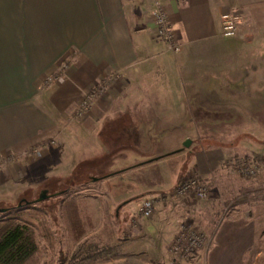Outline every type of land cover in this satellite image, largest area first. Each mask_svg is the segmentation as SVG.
I'll list each match as a JSON object with an SVG mask.
<instances>
[{
	"label": "crops",
	"instance_id": "1",
	"mask_svg": "<svg viewBox=\"0 0 264 264\" xmlns=\"http://www.w3.org/2000/svg\"><path fill=\"white\" fill-rule=\"evenodd\" d=\"M161 2L180 41L178 53L166 50L148 19L153 0H0V203L40 196L51 186L54 196L66 193V177L110 157L124 166L96 177L101 187L135 170L128 160L136 156L138 167L169 161L177 168L168 185L158 167L157 181L140 183L131 201L171 191L191 173L217 180L208 207L183 206L184 214L164 207L166 222L158 214L151 224L144 217L131 219V264L168 257L180 223L210 217L218 201L250 189L225 165L247 153V142L200 130L246 127L230 115L240 112L241 102L228 98L248 96L247 81L264 80V0ZM234 11L242 22L234 38H224L221 16ZM57 71L58 80L47 84ZM233 81H240L239 88ZM91 93L89 111L78 115ZM188 138L192 144L185 148ZM111 187L112 206L120 209L130 198ZM72 209L71 231L79 240L85 226L78 203ZM225 234L216 233V242ZM236 244L224 248L217 264H240Z\"/></svg>",
	"mask_w": 264,
	"mask_h": 264
},
{
	"label": "rangeland",
	"instance_id": "2",
	"mask_svg": "<svg viewBox=\"0 0 264 264\" xmlns=\"http://www.w3.org/2000/svg\"><path fill=\"white\" fill-rule=\"evenodd\" d=\"M248 67L250 72H253V68H256L255 65ZM257 67L262 69V66L259 64ZM238 68L233 72L237 73L239 71ZM59 72L57 71L56 74L50 76H59ZM233 84H237L239 88L240 81H233ZM246 85L248 96L228 98L232 101L241 102V106L238 107L240 112H236L237 114L231 113L230 115H234L235 119L239 120L241 125H246V127L228 128L222 125L215 129L200 130L201 135L204 131L210 133L216 139L220 138L227 142L232 140L247 142L245 144L247 153H243L242 156L231 157L225 162L227 169L230 167L228 162L231 160L255 161L261 165L262 169L260 173L254 177L243 176L233 169L237 175L242 177L239 178V181L247 182L246 186L250 188L242 192L254 190L264 182V80L256 81L252 79L251 81H247ZM224 115L228 116L229 114ZM191 144L189 147H191ZM162 147L167 146L162 145ZM106 151L107 149H105ZM136 157V160L129 158L128 162H131V166L135 164L137 168L116 175L115 179L109 180V186L101 187L102 184L100 181H95V178L103 172L117 170L124 166L123 160L110 162V157L108 160L101 162L103 165L99 163L100 167L95 165V163L93 165V162L89 163V167L85 169L84 173L82 169H78L72 177H66L69 180L68 186H70L69 191L66 193L54 196L53 193L56 190L51 186V189L54 190L48 191L46 193L47 197L40 201H36L39 198L38 193L33 194V196L31 194L32 198L24 202L0 203V208H7L5 211H0V220L6 219L10 215H15L13 217L15 222L27 224L35 231L38 251L29 264H131V237H135L134 234H131V219L140 220V217H142L139 213L140 203L142 199L146 198L137 197L139 199L136 198L131 201V195H133L131 191L138 192V188H141L140 186L138 187L140 183L144 182L146 186L152 181L155 183L159 177L157 173L158 167L159 170L161 168L162 171H165L162 178L165 179L168 185L173 184L174 175L177 171V168L174 165L171 166L169 161H166V164H160L158 167L152 163L148 167L143 165L138 167L139 158L138 156ZM111 163L114 167L110 166ZM141 168L147 171L141 173V170H143ZM112 185H116V191H119V195L120 193H126L124 197L128 196L130 198L129 201L126 200L128 202H125V205H121L120 209L112 206L115 203ZM173 191L159 193L154 215L146 218L149 224L152 223L153 218L157 214L159 218L164 219L166 217L164 219V222H166L169 217L166 216L163 209L167 206L170 207L172 212L177 210V212L184 214V207L186 208V206L191 208L195 206L194 208H196L198 204H201L200 206L203 207L209 205L206 202L207 199L202 200V202L192 199L187 201L180 200L172 195ZM242 192L240 191L238 194ZM233 193L235 192L230 193V195H233ZM238 194H234L232 198ZM227 197H229V194ZM230 200L228 202H225V200L218 201L215 204V209L212 208V213H215L210 217L203 216L202 219L200 216H194V219H189L206 234L212 229L210 234H212L213 238L208 234L211 239L209 247L197 252L193 258L189 259L187 264H217L224 248L234 242V240L237 243L236 245L240 247L238 248L239 252H241V255H238L240 264H264V199L255 198L252 205L243 203L245 204L243 206L242 204L234 206V203H229ZM20 203L22 206H19ZM73 203H78L81 218L85 226V233L79 240H77L73 235V231H71L73 230L71 220L74 218V216L72 217L74 213L72 209ZM116 204H118L117 200ZM14 206H19L23 209L16 213V209H11ZM228 218L234 219V221H226L229 220ZM216 220L217 222L214 223ZM75 222L77 223L79 220L77 219ZM122 223L125 224L122 225ZM206 224L210 226L206 227ZM180 225L181 223L179 224L178 232L180 231ZM220 231H226V234L218 243L216 242L215 235ZM157 244L160 245V240H158ZM166 260L167 263L165 262ZM170 260V254L168 257L162 256V258L161 255H153V262L155 264H163L162 262L170 264Z\"/></svg>",
	"mask_w": 264,
	"mask_h": 264
},
{
	"label": "built area",
	"instance_id": "3",
	"mask_svg": "<svg viewBox=\"0 0 264 264\" xmlns=\"http://www.w3.org/2000/svg\"><path fill=\"white\" fill-rule=\"evenodd\" d=\"M149 21L154 25L156 35L166 43V50L171 53H178L181 50L180 41L177 38L172 26L169 14L162 4L161 0H153V6L148 16ZM242 22V15L239 11L223 14L221 16V31L223 37H234L237 35L239 24ZM60 77L50 76L47 84L53 83ZM95 93H91L82 99L78 115L87 113L93 103ZM229 166L237 173L247 176H257L261 171V165L255 161H229ZM215 178H205L199 174L191 173L179 181L173 189L172 195L180 200H205L208 198L213 187L216 186ZM255 198L264 199V182L254 190H249L238 194L230 200V204H253ZM157 197H146L142 199L139 207V213L144 218H150L154 215L157 207ZM229 207V206H228ZM211 244L208 234L195 226V223L186 219L180 225V231L175 236L169 247L171 256L170 264H187L190 258H193L197 252L206 249Z\"/></svg>",
	"mask_w": 264,
	"mask_h": 264
},
{
	"label": "trees",
	"instance_id": "4",
	"mask_svg": "<svg viewBox=\"0 0 264 264\" xmlns=\"http://www.w3.org/2000/svg\"><path fill=\"white\" fill-rule=\"evenodd\" d=\"M25 200L28 199L21 198L20 202ZM11 209L18 213L23 208L14 206ZM13 217L15 215L0 220V264H29L38 251L35 231L27 224L15 222Z\"/></svg>",
	"mask_w": 264,
	"mask_h": 264
},
{
	"label": "water",
	"instance_id": "5",
	"mask_svg": "<svg viewBox=\"0 0 264 264\" xmlns=\"http://www.w3.org/2000/svg\"><path fill=\"white\" fill-rule=\"evenodd\" d=\"M190 144H191V139H187L185 142H184V146L185 147H189L190 146ZM47 192L46 191H43L41 194H40V196H39V198H38V200H36V201H40V200H42L43 198H45V197H47V194H46ZM29 203V202H28ZM21 205V203L19 204V206ZM7 208H0V211H5Z\"/></svg>",
	"mask_w": 264,
	"mask_h": 264
}]
</instances>
